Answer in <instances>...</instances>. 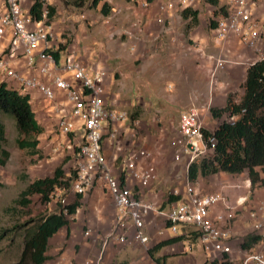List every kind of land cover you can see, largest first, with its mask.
<instances>
[{
	"label": "crops",
	"instance_id": "1",
	"mask_svg": "<svg viewBox=\"0 0 264 264\" xmlns=\"http://www.w3.org/2000/svg\"><path fill=\"white\" fill-rule=\"evenodd\" d=\"M22 1L26 7L30 8L32 0ZM45 1L46 4L51 5V0ZM108 1L110 3L112 2V0ZM224 1V3L229 4L230 0ZM251 1L252 3L249 6L251 15L253 18L259 20L263 25L260 32V39L258 40L256 48L241 43L239 36L234 33L230 34L225 41L218 43L215 41L214 37V29L216 28L217 23L211 28V36L209 37L201 35L198 32H194L191 36H189L190 39H194V41L197 40L200 44L198 48H195L193 44L189 45V50L191 52L193 51V54H195L196 49L199 53L198 56L195 55V58H193L196 64V69L193 70L192 76L188 77L189 85L187 84V88H183V92L177 90L176 92H169L167 94L170 98L169 104L172 103L171 105L174 104L173 106H179L177 115L179 112L181 113L191 106H201L205 104L209 85L208 78L205 77L207 75H203L205 74V71H203L202 68H209L210 66L207 62L214 56L219 55L218 57L230 60L231 65H233V68H228L219 74V78L221 79L220 82L222 83L226 80L229 82V80L232 79L234 82H237V84H244L247 68L264 56V0ZM155 2H157V0H150L149 6L143 7L140 3L134 1V3H132V10L131 6H120L124 9L125 14H131V17L126 20L128 22L130 21L132 24V27L127 29V33L131 35V38L138 37L140 36L141 32L146 31V27L149 25V23L153 22L154 16L157 18L163 17L164 20H174L176 14L178 13L177 11L165 12L160 10V12H158L159 16L155 15V13H157L153 7ZM221 3L222 0H220V4ZM196 5L199 6L198 0L196 4L193 2L189 6H183V8L192 7L194 10L198 11L199 8ZM199 14L200 13L198 11V18ZM199 24L200 20L195 26ZM51 27L56 34V39L53 41V47L55 49L53 52L57 58L58 64L63 65L67 57L72 55L75 58L81 60L86 65L88 73L93 74L97 70L104 71L105 78L103 83L105 85V98L107 104L116 108L117 110L127 111L131 109L133 103L132 100H129L130 102H122V99L120 100L122 94H115L112 92V88L115 85V78L109 71L108 65L99 58L96 59L94 54L95 52L89 47V42L91 43V39H87L85 53H83L81 57H78L76 52H74V44L67 46L64 44V38L59 37V26L56 27V24L52 22ZM136 31H139L140 33L138 34ZM135 33H137V35ZM166 35L168 39L172 36L170 32H168ZM164 39L165 41L168 40L166 37ZM172 39L173 38L171 37L169 42ZM164 44L167 46L171 43L168 44L166 41ZM21 49L22 48L19 46V44H14L10 37H8L4 43L0 44V57H7L11 61L12 66L20 72L29 75H41L39 74V66L41 64L40 59L38 57L35 58L34 66L28 67L26 58L22 55ZM127 52L128 50L126 49L122 52H113L111 55L113 59H116L117 63H120L123 60L122 56L126 55ZM176 57H178V55ZM42 79L45 82L50 81L49 77H42ZM216 91L218 92L221 90L217 89ZM243 91L244 87L241 88L240 94H243ZM217 92L215 95L217 94L219 97H215L214 104L222 106L226 103V99H220L221 94ZM28 93L30 94L32 107L37 118L43 122L42 124L45 126V129L49 130V133H53V140L56 139V145L63 138L57 131V126L55 128L59 111L64 114L68 113L65 108L64 92L57 90L55 99L53 101L46 99L38 90H30ZM227 93L228 92H225V95ZM157 113L161 117L162 121L161 126L159 128L157 127V132H155L153 129L149 130V128H151V122L148 121L146 116L135 118L132 122L128 119L125 124L114 125L108 121L103 122V152L110 169L115 174H120L125 157L129 153H134L138 148H144L151 152V148H157L156 145L158 144L157 149L161 150L162 146H160L159 143L162 142V139H164V136L166 135V130H168V125L165 122L167 121L169 111L161 108L157 110ZM215 119L213 118L212 113L210 116H206L203 121L204 128L213 131L216 125V122L214 121ZM138 124H140V129L142 127L140 131H136L135 126ZM114 128L116 129V137L111 135ZM133 131H136L137 134H135L136 138L132 144L130 139L134 134ZM176 135L177 131L175 137L173 138V143L177 145ZM186 156L188 157L187 161H184L185 158L182 157L180 160H173L172 162L168 163L165 168L167 171L166 173L162 172L159 164L157 169L155 156L152 155L151 159H145L138 156V165L144 167L146 164L151 162L156 167L158 178L146 188L138 185L136 180L128 179L129 181H127V183L133 187L134 191L142 195L146 200L151 201L163 209H167L171 203L185 198V184L193 183L189 181L187 175L190 155ZM248 180H250L248 171H243L239 174L219 172L205 177H200L196 182L193 183L203 193H221L223 195V201H221L214 208L210 214V218L219 226L228 228L231 231L232 238L228 242L231 246V252L229 254L234 264H242V259L247 253H264V211L260 210V204L264 201V183H258L252 187L250 182L248 183ZM169 194L172 195L169 196ZM69 195V202L74 201L77 196L75 194ZM240 197H246V200L243 204L238 205V200ZM79 200L80 206L77 208V211L74 214L75 220L71 222L68 227L62 228L57 234H66L68 238L66 248L63 253L64 255H72L76 253V250L78 249L77 260L83 258H91L95 260L99 255V247L103 245L105 237L110 234L113 229L116 220L117 209L112 196L109 194L106 186L101 180L96 181L92 190L81 194ZM229 206L234 207L235 216L233 218L228 217ZM253 212L255 213V216L251 215ZM256 221H263V227L261 230L254 229V223ZM86 231H89V236L84 235ZM145 231L150 238L147 244H142L134 240L133 230L129 231L126 242L121 243L115 241L109 243L107 248L104 250L106 252L105 258L101 264H121L122 262H126V264H156L155 261L149 256L148 248L152 247L158 241L172 237V233L166 229L163 219L153 213H150L145 217ZM248 234L261 235L262 239L258 243L254 244L250 250H245L240 247V242ZM172 235L176 236L174 234ZM185 236V239L179 242L162 247L156 255L162 256L170 255V253H178V244H181L183 248L180 250V252L184 254L183 257H186V259L187 257L192 259L193 256L191 255V252H200L196 248L197 243H190L193 242L192 238L190 237L191 234ZM186 242H188L189 246L186 245ZM203 253H206V251L204 250ZM172 258L173 256L167 257L166 264ZM207 258L210 257L207 255L203 256V258L199 260L197 264H201ZM183 262H185L184 259H181V263Z\"/></svg>",
	"mask_w": 264,
	"mask_h": 264
},
{
	"label": "built area",
	"instance_id": "2",
	"mask_svg": "<svg viewBox=\"0 0 264 264\" xmlns=\"http://www.w3.org/2000/svg\"><path fill=\"white\" fill-rule=\"evenodd\" d=\"M143 7H148L150 0H133ZM194 0H168L160 5L165 12L172 11L175 3L189 6ZM251 0H230L226 15L217 19L214 29L215 41H225L230 34L239 36L241 43L250 47H257L263 25L252 17L250 12ZM49 20V9L44 6L42 19L36 20L30 8L22 0H0V44L8 37L21 46L22 55L26 58L28 67L34 66L35 58H39V74L49 77L45 82L41 75L26 74L12 66L7 57H0V79L19 87L22 92L38 90L48 100H54L56 91L65 94V108L67 114L59 111L57 129L61 137L54 150H67L73 154L74 172L70 175V186L64 193L55 192L54 197L62 207L64 214H68L69 194H84L101 180L114 200L117 209L113 229L102 245L103 252L111 242H126L130 230H133V239L147 244L150 240L145 231V217L156 214L163 219L166 229L174 235H189L191 230L198 232V239L206 253L212 256H221L230 253L228 243L232 238L228 228L219 226L210 218L214 208L223 201L221 193H203L193 183L186 185V197L170 204L167 209L146 200L134 191L127 181L136 180L137 184L146 188L157 176L156 167L150 162L146 166H139L137 157L151 159L152 153L144 148H138L129 153L121 167L120 174H115L109 167L103 152L104 121L112 124H125L129 119L127 111L117 110L107 104L105 98V73L97 70L88 73L86 65L79 59L69 55L63 65H59L53 52V41L56 34L52 30ZM5 49V48H4ZM264 58V56L262 57ZM261 58V59H262ZM230 60L218 57L215 60V70L224 68ZM214 77V76H212ZM204 119L202 110L191 106L179 115L177 144L181 153L175 159L180 160L183 155H190V162L199 155L209 153L215 146L216 139L209 138L210 146L205 144L203 137ZM111 135L116 137L114 128ZM203 147H199V142ZM189 162V164H190ZM251 180H248V183ZM246 197H240L241 205ZM264 211V201L260 204ZM234 207L228 208V217L235 216ZM255 216L253 212L251 214ZM179 225H182L180 230ZM263 221L254 223L255 230H261ZM90 235L89 231L85 232ZM100 260V257H99ZM87 259L81 264H99ZM242 264H264V253L250 252L242 259Z\"/></svg>",
	"mask_w": 264,
	"mask_h": 264
},
{
	"label": "rangeland",
	"instance_id": "3",
	"mask_svg": "<svg viewBox=\"0 0 264 264\" xmlns=\"http://www.w3.org/2000/svg\"><path fill=\"white\" fill-rule=\"evenodd\" d=\"M164 1L168 0H157L154 3L153 7L157 11L155 15L159 16L160 5ZM198 1L200 7L196 6L199 8L198 11L200 13L199 25L195 26L191 18H184L182 16L183 6L175 3L172 11H177L178 13L174 20H164L163 17L157 18L154 16L153 22L149 23L146 31L141 32L138 37L131 38V35L127 33V29L131 28L132 24L130 21H126L131 17V14H125L124 9L120 6L128 5L131 6L132 10L133 0H112L111 3L108 1L111 6L108 15L103 13L102 3L93 6L89 2L84 7H76L64 0H51V5L55 8L52 22L56 24V27L59 26L58 35L64 38V44L67 46L74 44V52H76L78 57H81L85 53L87 39L90 38L91 43L89 42V47L95 52L96 59L99 58L107 64L109 71L115 78L112 92L122 94L121 97L118 94L122 102H130L129 100H132V107L127 110L129 121L131 120L132 122L135 118L146 116L148 121L151 122L149 130L153 129L157 132V127L159 128L162 124L157 110L164 108L169 111L167 121L165 122L168 125V130H166V135L162 139V142L159 143L162 148L161 150L157 149L158 144L156 145L157 148H151V153L156 158L157 169L159 164L163 173L167 172L165 168L168 163L176 160V155L181 153L179 144L173 143L176 131V138L178 139L179 137L178 124L180 112L177 115L179 106H173L174 104L171 105L172 103L169 104L170 98L167 94L169 92H176L177 90L183 92V88H187L186 85H189L188 77L192 76L193 70L196 69L193 58H195V55L198 56L199 53L196 49L195 54H193V51L189 50V45L193 44L195 48H198L200 44L197 40L190 39L189 36L194 32H198L206 37L211 36L213 23L223 14V11L219 7L213 6L207 0ZM193 2L196 4L197 0ZM224 2L222 0L221 6L227 9L229 4ZM136 32L140 33L139 31ZM168 32L172 34L171 37L173 38L170 42L169 39L171 37L168 39L166 35ZM135 34L137 35V33ZM165 37L168 39L166 40L167 43H171V47L164 44L166 42ZM126 49L128 50L127 56L122 54L123 60L117 63L111 54L116 51L122 52ZM176 54L178 57H176ZM218 56H214L207 62L210 66L209 68H202L205 71L203 75H207L205 77L208 78L209 85L205 104L201 106L197 105L202 110L203 119L211 115L212 107L219 108L226 104L222 106L214 104L215 97H219L217 94L215 95L217 89L221 90L218 91L221 94L220 99L227 100L228 95L232 94L233 98L239 101L243 95L240 94L243 84H237L232 79L229 82L227 80L222 83L220 82L219 74L228 68H233L230 62L224 68L217 69L213 75L215 60ZM225 92H228L227 96ZM213 118L215 119L214 116ZM231 119L227 113L221 118H216L214 120L216 122L214 129L222 120L231 121ZM39 121L41 124L43 123L40 119ZM0 122L5 125L6 131V141L0 142L2 147L10 152L6 163L4 165L0 163L1 233L4 228H12L14 224L23 223L31 217L57 211L61 205L54 196L49 202L44 203L40 200L39 195H34L32 203L27 208L14 203V199L19 196L20 192L30 181L38 177L53 175L54 170L58 166L63 165L65 179L70 178L69 176L74 172L75 160L73 154L67 150H54L56 139L53 140V133H49V130L45 129L43 124L44 132L39 135L38 148L40 154H32L28 150L18 147L16 140L19 134L13 120L0 114ZM139 125L135 126L136 131L142 129V127L140 129ZM136 131H133L134 136L132 135L130 139L132 144L136 138ZM199 147H203L202 141L199 142ZM182 157L185 158L184 161H187L188 157L186 155ZM157 178L158 172L155 180L151 183L155 182ZM171 195L169 194V196ZM69 196H67L68 202ZM179 228L182 230V225H179ZM84 235L89 236L85 233ZM171 236L173 235L171 234ZM191 238L193 242L190 243H197L196 248L200 253L193 251L191 252L193 258L187 257L186 259V257H183L184 254L180 252L183 247L181 244H178V253L166 255L167 257L173 256L167 264H197L203 256L212 257V253H203L202 241L198 240L196 235ZM67 240L66 234H57L50 240L47 264H81V262L91 259L83 258L77 260L78 249L72 255H64ZM21 243L22 232L20 231H10L7 233V236L0 239V264H14L20 255ZM186 245L189 246L188 242H186ZM99 248V255L95 260L91 259V261L97 262L100 257L99 264H101L106 252H101L102 246ZM181 259H184L185 262L181 263Z\"/></svg>",
	"mask_w": 264,
	"mask_h": 264
},
{
	"label": "trees",
	"instance_id": "4",
	"mask_svg": "<svg viewBox=\"0 0 264 264\" xmlns=\"http://www.w3.org/2000/svg\"><path fill=\"white\" fill-rule=\"evenodd\" d=\"M76 7H84L87 3L97 6L102 3L103 13L108 15L111 6L107 0H64ZM210 4L219 7L226 15L227 9L221 6L220 0H207ZM49 9V20L52 22L55 8L46 4L45 0H32L30 12L36 20L42 19L44 6ZM184 18H191L194 25L199 23L198 11L192 7L182 10ZM217 22L213 23V26ZM244 93L239 101L229 94L223 107H212L211 113L216 118L228 114L232 119L222 120L211 131L203 128L204 142L210 146L209 138L216 139L214 148L207 154L195 157L188 166V179L196 182L200 177L226 172L239 174L248 171L252 187L264 183V58L257 60L247 68L243 84ZM0 114L11 118L17 129L19 137L16 142L19 148L26 149L32 154H40L38 148L39 135L44 132L32 107L31 97L28 92H22L8 81L0 79ZM0 141H6L5 125L0 122ZM0 142V163L5 164L10 152L2 147ZM262 174V175H261ZM70 178L65 179L63 165L58 166L53 175L38 177L28 183L14 199V203L24 208L32 203V197L39 195L44 203L49 202L58 190L64 191L70 186ZM1 185V182H0ZM81 194L67 205L68 214H64L62 207L57 211L44 213L31 217L23 223L14 224L12 228H4L0 239L7 236L10 231L22 232L20 255L14 264H47L49 259L48 249L50 239L62 228L68 227L75 220L74 214L80 206ZM190 237L198 232L191 230ZM185 235H176L156 242L148 248L149 256L156 264H166V255L157 256L160 249L166 245L185 239ZM262 236L248 234L240 242V247L250 250L254 244L261 241ZM121 264H126L122 262ZM201 264H234L229 253L220 257L205 259Z\"/></svg>",
	"mask_w": 264,
	"mask_h": 264
}]
</instances>
